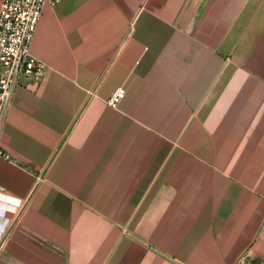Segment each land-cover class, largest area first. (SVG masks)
Returning <instances> with one entry per match:
<instances>
[{
	"label": "crops",
	"instance_id": "0c3cea01",
	"mask_svg": "<svg viewBox=\"0 0 264 264\" xmlns=\"http://www.w3.org/2000/svg\"><path fill=\"white\" fill-rule=\"evenodd\" d=\"M31 51L0 264H264V0L46 3Z\"/></svg>",
	"mask_w": 264,
	"mask_h": 264
},
{
	"label": "built area",
	"instance_id": "2783aa9c",
	"mask_svg": "<svg viewBox=\"0 0 264 264\" xmlns=\"http://www.w3.org/2000/svg\"><path fill=\"white\" fill-rule=\"evenodd\" d=\"M62 0H3L0 10V134L15 91L22 79L41 81L46 64L32 54L31 47L46 3L56 5ZM125 96L119 89L109 100L114 108ZM0 157L12 160L0 144ZM1 193V191H0Z\"/></svg>",
	"mask_w": 264,
	"mask_h": 264
}]
</instances>
